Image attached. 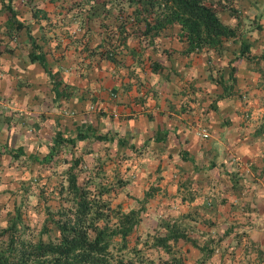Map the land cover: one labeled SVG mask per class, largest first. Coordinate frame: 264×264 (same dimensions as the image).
<instances>
[{
	"label": "rangeland",
	"instance_id": "rangeland-1",
	"mask_svg": "<svg viewBox=\"0 0 264 264\" xmlns=\"http://www.w3.org/2000/svg\"><path fill=\"white\" fill-rule=\"evenodd\" d=\"M64 1L89 2L86 6L94 2L95 9L100 11L90 21L89 28L88 23L73 28L74 31L72 29L70 32L72 38H92L101 46L102 43L109 44L111 38H146L145 43L147 38H186L176 21L157 32L156 22L161 8L150 7V12L134 13V5L129 4V0ZM225 1L237 10V19L229 9L222 10L219 17L223 23L237 25V34L235 37H218L221 38L218 45L224 49L222 52L212 50L214 54L208 53L215 59H209V62L221 64L224 55L235 53L239 49L241 36L250 41L253 46L251 52L258 57L264 44V0ZM47 5L52 6L50 3ZM143 14L153 16L149 19L153 26L148 33L144 32ZM257 57L253 61L258 60L257 64H263L261 58ZM234 64L242 87L233 94L232 101L244 111L250 107L248 116L261 120L264 115V75L258 69L254 74L251 69L248 72V65L239 59ZM237 66L240 67L238 72ZM225 102L233 103L229 100ZM100 109H95L96 117L92 116L91 123H95L101 133L112 135L111 140L91 137L85 142H76L73 147L60 149L50 159L44 160L41 157L49 151L53 122L45 116L42 107L32 109L36 113H31V122H22L20 119L26 115L19 116L22 124H16V134L7 142L12 149L22 145V152L0 150V229L8 227L18 215L20 220L17 219L16 232L24 238L37 239L42 234V225L52 224L50 211L61 205L67 193L66 170L75 157L78 162L74 170L81 185L99 194L114 209H139V220L125 236L127 245H122L119 232L111 237L109 248L113 254L110 258L112 264H264V194L243 207L239 206L238 210L232 204L226 207L222 205L227 197L219 195V190L214 189L213 194L202 190V187L187 185L186 168L177 171L180 174L177 179L174 176L169 179V168H178L177 164L172 166L174 155L171 152L163 157L152 155L148 150L155 151L157 146L149 144L145 147L141 138L132 141L134 146L129 150L118 148L115 139L119 131L113 128L107 130L104 125L99 128V117L103 115V109ZM7 135L10 136V133L5 130L0 138L5 139ZM29 151L31 154H28ZM181 158L184 159L182 155ZM152 186L156 187L151 189L152 196L142 199L144 191ZM204 186L207 187V183ZM193 190L196 193L194 198L187 201V195ZM117 222V217L108 219L106 231L115 227ZM9 232L5 231L3 236H9ZM48 234L50 237L56 235L47 231L42 237ZM179 234L185 236L172 238ZM165 240L168 246L163 245Z\"/></svg>",
	"mask_w": 264,
	"mask_h": 264
},
{
	"label": "crops",
	"instance_id": "crops-1",
	"mask_svg": "<svg viewBox=\"0 0 264 264\" xmlns=\"http://www.w3.org/2000/svg\"><path fill=\"white\" fill-rule=\"evenodd\" d=\"M25 2L18 0L13 7L20 9L22 18L32 21ZM3 30L0 136L5 130L10 136L0 141L11 140L17 123L31 122V113H36L33 108L45 109L52 129L61 126L68 132L81 124L95 127L91 118L96 117V108H102L99 128L104 125L107 130H118L129 144L141 138L145 147L156 145L155 151L148 150L152 155H174L172 166L178 168H169V179H177V171L186 168L187 185L213 194L214 189L219 190V195L227 197L222 205L232 204L238 210L264 194V139L253 132L260 119L239 115L244 109L236 102L224 105L230 109V122H224L216 109L206 107L220 87L214 78L218 68L209 62L215 61L209 52L187 53L179 38H152L147 43L146 38H124L115 44L114 53L108 43L99 46L92 38H82L80 45L74 38H45L47 43L56 44L58 39L63 43L46 54L47 69L52 72L49 77L44 67L28 56L25 34L13 33L9 38L10 30ZM107 52L114 55V61L102 55ZM152 59L160 63L156 71ZM51 78L58 83L56 93ZM237 85H241L239 80ZM222 103L226 102L218 101ZM23 115L26 117L20 119ZM158 130L166 132L164 141L156 140ZM184 147L189 151L186 160L180 152ZM231 178L235 188L226 186Z\"/></svg>",
	"mask_w": 264,
	"mask_h": 264
},
{
	"label": "trees",
	"instance_id": "trees-1",
	"mask_svg": "<svg viewBox=\"0 0 264 264\" xmlns=\"http://www.w3.org/2000/svg\"><path fill=\"white\" fill-rule=\"evenodd\" d=\"M14 2L18 3V0H0V32L5 33L3 27H6L10 30L8 31L9 38H13V33L18 34L20 32V34H25L28 56L31 60L42 65L49 77L52 72L47 69L46 54L53 46L63 43L59 39L56 44L47 43L45 38H72L70 32L73 28H78V25L83 26L85 23H88L87 27L89 28L90 21L100 12L95 9L94 2L86 6L89 2L81 4L78 1L73 3L65 2L64 0H30L29 4L28 0H26L25 4L29 8L31 16L34 17L31 21L27 16L22 18L20 9L13 7ZM47 3L52 6L47 5ZM129 4L134 5V13L150 12V7L153 9L161 8L162 12L160 10V13H158L159 17L156 22L157 32L160 28L169 25L173 21L179 23L186 37L179 39L185 43L184 51L187 53L200 51L210 53L212 50L213 52H222L224 47L218 45L221 42V38L218 37H235L237 34V25L223 23L219 17V13L222 10L229 9L231 14L237 19V10L225 0H216L215 3L206 2L205 0H129ZM104 7L106 9V6ZM150 17L153 16L143 14L141 17L142 21H144L145 33H148L153 26L149 20ZM78 19L79 21H77ZM100 23L103 22L100 21ZM236 24H238V21H236ZM81 39L79 36L74 38L79 45ZM123 39L111 38L109 40V46H111L113 53L116 52L113 50L115 44L122 43ZM151 39L148 38V41H151ZM84 40L86 41V38ZM65 42H68V40ZM98 45L101 46V43L98 42ZM262 47L259 50L261 51L260 55L257 57L251 52L253 46H251L250 41L241 36L239 49L232 54L227 52L228 55H224L223 62H220L221 64L218 62L214 65L218 68L217 76L214 78L220 87L215 91L216 94L213 100L206 107H211L213 110L216 109L217 113L223 117L224 122L231 121V115L227 113L230 109H225L224 105L227 106V103L219 105L218 101L229 100V102H233V94L241 90L240 87H242L237 85L239 78L235 74L236 65L234 63L239 59L248 65V72L251 69L254 74V71L258 69L259 73L264 75V44ZM102 55L113 61L115 59L114 55L108 52L106 54L102 53ZM255 57L257 59L261 58L263 64H257L258 60L253 61ZM154 62L152 69L156 71L160 63L156 59ZM252 66L254 69H252ZM219 68L222 69V72H219ZM239 68L237 66V72ZM226 70L228 71L227 76ZM232 75L234 76L231 78ZM229 79H231L230 82H228ZM51 82L53 83V91L56 93L55 89H57L58 83L54 78H51ZM247 105L250 106L251 103L248 102ZM249 110L250 107L245 110L246 112L244 110L239 112V115H248ZM220 111L226 114L222 115L223 113H219ZM253 132L256 136L264 139V115L260 121H257ZM165 135V131L158 130L156 140L164 141ZM91 137L105 141L112 139V135L108 132L101 133L96 127L91 125L85 126L81 124L73 132L64 131L61 126L60 128L55 127L53 134L49 137L50 141L48 140L49 151L41 157V160L50 159L54 152L60 149L62 151L67 146L73 147L76 142H85ZM125 137L126 135H119L115 142L118 144V148L119 146H125V148L129 147V150L134 144L133 142L129 144L128 139ZM1 144L4 146H1ZM22 148V145H18L12 149L9 142L0 141L1 152H11L12 150L20 153L23 150ZM180 152L183 158L187 159L188 149L181 148ZM23 153L26 152L24 151ZM28 154H31V152L29 151ZM32 156L36 158L34 154ZM77 162L78 158L73 157L67 167V186L65 187L67 193L63 196L61 205L50 211L49 216L52 224H43L40 230L42 234L52 231L56 235L50 237L48 234L43 238L41 234L37 239L22 237L16 232L18 231L16 227L17 219L20 220L17 215V218L8 227L0 229V264H112L110 258L113 257V254L109 248L112 235L119 232L122 237V245H127L125 236L130 232L133 224L139 220V209L131 208L128 211L114 209L99 194L81 185L74 170ZM210 164H213V161ZM226 186L235 188V179L231 178V182L229 181ZM152 188L155 189L156 187L152 186L146 189L142 199L152 196ZM189 193L187 201L192 200L194 194H196L195 190ZM111 217H117L118 222L115 227H110L107 232L108 219ZM99 221H103V223L99 224ZM7 230L11 232H9V236L4 237L3 235L6 234L5 231ZM179 236L184 237L185 235H173L172 238ZM163 245L168 246L166 240Z\"/></svg>",
	"mask_w": 264,
	"mask_h": 264
}]
</instances>
